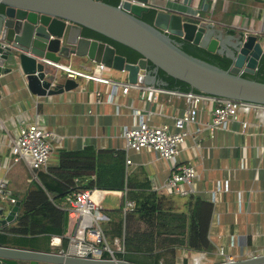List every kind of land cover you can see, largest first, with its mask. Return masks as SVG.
Segmentation results:
<instances>
[{
	"label": "crops",
	"instance_id": "0c3cea01",
	"mask_svg": "<svg viewBox=\"0 0 264 264\" xmlns=\"http://www.w3.org/2000/svg\"><path fill=\"white\" fill-rule=\"evenodd\" d=\"M139 1L152 3L156 11L176 12L196 23L212 24L224 36L251 31L264 39V2L259 0ZM197 13L201 18L196 17ZM62 64L84 71L74 62ZM57 73L68 77L62 69ZM102 74L114 81L129 82L125 72L108 68ZM76 80L78 86L70 91L37 96L16 73L0 76V194L6 197L10 206L21 202L14 220L0 228L6 245L23 247L30 243L43 251H64L74 220L62 208L65 200L63 184L50 171L60 167V157L64 153L86 156L107 151L108 159L101 172L106 185L114 188L91 187V183L98 180L96 172L86 174L73 170L72 173L81 174L75 177L78 187L94 190V200L110 216L111 220L103 223V228L112 247L126 239V197L136 203V199L143 202L155 193L166 211L182 213L188 212L191 195L212 202V192L228 182L229 190L222 189L217 193V201L212 202L211 251L170 247L151 253L160 252L155 254L157 264H183L184 259H188L189 264H213L224 260L219 255L220 248L234 260L264 254V108L241 110L242 119L249 122L244 132L240 122L232 121L226 129L211 131L205 123L210 121L215 103L204 101L200 104L198 122L191 130L194 132L197 126L202 129L187 139L180 156L181 161L196 167L199 177L193 184L194 193L181 196L160 188L169 177L170 169L169 163L159 159L154 152L130 150L132 164L127 165L123 131L133 125L134 109L140 111L150 124L173 126L175 118L188 109L187 98L160 93L150 101L142 98L139 90L133 89L127 95L119 92L110 102L108 85L84 78ZM25 122L39 123L52 132L54 150L47 168L34 169L28 157L14 161L11 147ZM26 212L27 219L19 221L21 214ZM143 251L127 249L125 255H138L149 260L151 254L144 255Z\"/></svg>",
	"mask_w": 264,
	"mask_h": 264
},
{
	"label": "water",
	"instance_id": "95a60500",
	"mask_svg": "<svg viewBox=\"0 0 264 264\" xmlns=\"http://www.w3.org/2000/svg\"><path fill=\"white\" fill-rule=\"evenodd\" d=\"M0 8V76L16 73L34 95H57L78 86L76 79L57 73L56 63L74 62L86 71L103 63L127 73L130 83L167 86L158 76L162 70L197 91L264 105V82L243 76L259 69L264 56L261 35L242 31L224 36L212 24L165 10L157 11L151 24L141 18L150 8L131 1L113 5L104 0H0ZM84 28L136 50L141 58L128 62L112 44L85 36ZM172 35L225 55L232 61L230 67L193 56ZM28 158L33 166L34 160ZM20 205L18 201L10 206L0 198V228L14 220ZM0 264L139 263L8 246L0 235ZM183 264H189L188 259ZM213 264H264V254Z\"/></svg>",
	"mask_w": 264,
	"mask_h": 264
},
{
	"label": "built area",
	"instance_id": "2783aa9c",
	"mask_svg": "<svg viewBox=\"0 0 264 264\" xmlns=\"http://www.w3.org/2000/svg\"><path fill=\"white\" fill-rule=\"evenodd\" d=\"M124 1H131L134 4L146 6L150 9L155 8L149 2L120 0V2ZM196 17L201 18L199 13L196 14ZM54 65L58 69L66 71L69 78H84L88 81L91 80L108 85L111 89L108 94V101L110 102H113L115 95L119 92L127 95L133 89L139 90L142 98H148L150 101L156 99L160 93L178 94L187 98L189 102L188 109L181 116L175 118L173 126L150 124L140 111L134 109L133 125L125 127L123 131V137L126 140L127 165L132 164V159L129 156L130 150L135 152L152 151L159 159L169 163L170 175L160 188L170 194L187 196L194 193L193 184L199 177L198 171L192 163L186 164L181 161L180 156L182 146L187 139L194 133H200L202 129V127L197 126L194 132L191 130L192 125H196L198 122V114L202 102L212 101L215 103L211 119L205 123V127L211 131L226 129L232 121L240 122L244 132L249 122L242 119L241 110L264 108L262 104L218 97L200 91H180L178 89H167L163 86L114 81L103 76V71L108 69L103 63H96L92 71L74 69L71 65L61 63ZM195 136L197 137L198 135ZM11 148L15 162L31 157L34 160V169L47 168L54 150L52 132L39 123L25 122L19 128ZM1 186H4V184H1ZM222 189L225 191L229 190L228 182L224 184L223 188L219 185L218 189L212 192L211 200L213 203L217 201V193ZM93 192L94 190L91 189H80L76 184L70 187L69 192L66 194L62 208L74 220V227L68 237V247L61 253L81 258L91 254L92 258L96 259L104 257L119 259L120 255L123 256L127 253L125 238L117 242L115 247L110 245L103 223L110 221L111 218L103 211L102 206L96 203L93 198ZM0 197L3 200L6 199L3 194H0ZM239 199L241 201V193H239ZM11 201L14 203L15 199H11ZM135 208V201L126 197L124 213L127 215L133 212ZM219 255L224 260H234L231 256L226 255L224 248L219 249Z\"/></svg>",
	"mask_w": 264,
	"mask_h": 264
},
{
	"label": "trees",
	"instance_id": "16d2710c",
	"mask_svg": "<svg viewBox=\"0 0 264 264\" xmlns=\"http://www.w3.org/2000/svg\"><path fill=\"white\" fill-rule=\"evenodd\" d=\"M104 1L113 5H119L120 3L119 0ZM1 10L2 8H0V11ZM156 13L157 11L155 9H150L148 12L144 13L141 18L152 24ZM83 34L87 37L112 44L116 48L117 53L126 56L128 62L135 63L141 58V55L136 50L113 41L95 31L84 28ZM172 38L178 41L186 52L210 63L216 64L223 69H228L232 63L231 59L225 55L209 52L204 48L186 42L182 38L174 35H172ZM158 76L168 83V88L198 92L187 83L167 75L162 70H159ZM243 76L264 82V56L260 60L259 69L254 75L245 73ZM107 155H109L107 151L104 153L100 152L98 155L89 154L86 156L77 153H64L60 157V167L53 169L50 173H53L60 178L65 191V196L69 192L70 187L77 184L75 182V177L81 175L79 173H72L73 170L81 172L85 171L86 174L96 172L98 180L96 183H91V187L114 188L106 185L105 180L102 177L101 170L103 166H106L105 160L108 159ZM131 198L136 199V197L133 196ZM136 201L135 210L126 215V249H137L139 251L145 250L143 251L144 255L146 253L151 255L149 260L145 257L138 255L133 256L131 254L125 256L120 255V258H125L126 260L142 264H157L158 260L157 255L155 254L160 252L151 253L152 250L159 251L170 247H184L188 250L194 251H211L213 249L212 242L209 239V227L214 212V204L211 201L203 199L200 196L191 195L189 210L188 212L182 213L166 211L161 202L157 199L155 193L151 194V197L143 202H140L137 199ZM27 217L28 212H26V214L22 213L19 217V221H23L27 219ZM20 231L23 230L20 229ZM22 246L41 250L38 249L36 245L30 243L23 244Z\"/></svg>",
	"mask_w": 264,
	"mask_h": 264
},
{
	"label": "rangeland",
	"instance_id": "374dc122",
	"mask_svg": "<svg viewBox=\"0 0 264 264\" xmlns=\"http://www.w3.org/2000/svg\"><path fill=\"white\" fill-rule=\"evenodd\" d=\"M239 31V30H238ZM251 32V31H250ZM263 37V36H262Z\"/></svg>",
	"mask_w": 264,
	"mask_h": 264
}]
</instances>
